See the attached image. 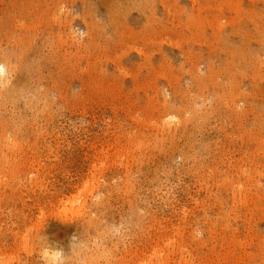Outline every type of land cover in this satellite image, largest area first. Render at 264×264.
Instances as JSON below:
<instances>
[{"label": "rangeland", "instance_id": "rangeland-1", "mask_svg": "<svg viewBox=\"0 0 264 264\" xmlns=\"http://www.w3.org/2000/svg\"><path fill=\"white\" fill-rule=\"evenodd\" d=\"M0 64V264H264V0H0Z\"/></svg>", "mask_w": 264, "mask_h": 264}, {"label": "bare ground", "instance_id": "bare-ground-1", "mask_svg": "<svg viewBox=\"0 0 264 264\" xmlns=\"http://www.w3.org/2000/svg\"><path fill=\"white\" fill-rule=\"evenodd\" d=\"M6 68H7V66H6ZM5 72H6V69H5V66H4V64H0V73L1 74H5ZM8 73V72H7ZM2 76V75H1ZM175 119V118H174ZM48 254V253H47Z\"/></svg>", "mask_w": 264, "mask_h": 264}]
</instances>
